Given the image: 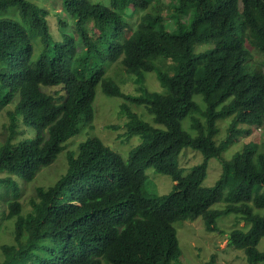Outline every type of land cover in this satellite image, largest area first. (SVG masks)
<instances>
[{"label": "trees", "instance_id": "obj_1", "mask_svg": "<svg viewBox=\"0 0 264 264\" xmlns=\"http://www.w3.org/2000/svg\"><path fill=\"white\" fill-rule=\"evenodd\" d=\"M157 3L0 0V112L17 99L0 143V232L13 223L1 264H185L175 223L202 217L213 232L229 214L246 229L233 227L228 245L264 264V141L224 156L264 126V70L251 53L264 56V0H172L174 29ZM113 66L122 82L121 73L133 78L135 92L122 90ZM149 72L161 89L146 85ZM99 85L123 99L120 135L141 138L127 160L87 130ZM190 116L194 135L182 126ZM230 117L222 136L218 121ZM25 126L33 136L20 139ZM185 148L203 155L187 173L178 162ZM63 155L59 178L31 187ZM211 158L222 172L207 187ZM149 168L173 179L170 192L145 190Z\"/></svg>", "mask_w": 264, "mask_h": 264}, {"label": "rangeland", "instance_id": "obj_2", "mask_svg": "<svg viewBox=\"0 0 264 264\" xmlns=\"http://www.w3.org/2000/svg\"><path fill=\"white\" fill-rule=\"evenodd\" d=\"M158 2V3H157ZM172 0H154V3L161 4L164 8V12L168 13V22L170 23V27L172 29L175 28V22L173 21L174 18L170 15L169 10V3ZM55 4V3H54ZM49 4L48 1H45L46 7L49 9L51 7H55V11H60L61 8L58 5ZM187 15L183 17L186 19ZM132 21H136L134 17ZM51 30L54 33V36L57 40H62V35L60 31L56 27H58V23L56 21V17L54 14H51ZM253 55V59L257 60L264 70V56L260 53L256 52L255 50H251ZM253 60V61H255ZM256 61V62H257ZM171 62V60H166L162 62L163 67H167ZM257 62V63H258ZM255 67L253 63H251L250 69L252 70ZM122 71V68L118 66H113L111 69V74L115 75L113 77L115 81L121 85L123 91L127 92H135L137 89V84L133 80V78L127 76L125 73H121L122 80L119 78V72ZM146 85L152 89H161L159 82L157 81V77L153 72H149L146 74ZM56 88L52 87L51 90ZM195 100L198 102L201 108H205V104L202 100L201 95H196ZM15 101V102H14ZM9 106H7L3 111L0 112V143L3 141V138L6 136L7 131V124L9 123L7 111L9 109H13L16 105L17 99H15ZM123 102V99L120 97L109 96L106 95L103 91L101 86L97 87V93L95 98V118L92 123V127L90 125L87 126V130L91 134L98 135L103 139V141L112 146L117 152L122 154V156L127 160L129 150L141 142V138L138 135H134L127 140H124V135H120L125 131L124 123L126 116L122 113L120 109V105ZM133 109L137 111L141 109L136 105H130ZM140 112V111H139ZM197 117H202L200 113L196 114ZM144 118L149 120L155 126L165 127L161 124H157L154 122L153 117L151 114L145 112ZM232 117L226 118L223 120L226 121H218V124L221 123V129L224 131L221 133L223 136L225 134V128L228 125L227 121H230ZM191 116L182 120V126L184 129L188 130L191 134H195V131L191 128L190 121ZM222 121V122H221ZM116 125L115 127H111L112 125ZM24 129V127H22ZM86 130V131H87ZM89 134V133H88ZM33 136V130L30 126H25V131L21 132L20 139L25 137L31 138ZM76 136V135H75ZM81 139L79 135L75 138ZM73 138V137H72ZM223 138V137H222ZM79 140H73V145H77ZM256 141L261 143L264 141V126L262 128H254L253 133L248 136L241 137L239 141L235 142L232 146H230L224 153L226 158H230L233 153L239 150L243 143L247 141ZM243 142V143H242ZM63 153H60L61 156ZM203 155L194 150L193 148H185L180 157L178 158V162L180 166L183 168L184 173H187L191 167L197 163L202 162ZM65 155H63L59 160H56L50 166L44 168L37 180L33 181L34 185H44L47 186L53 182H55L61 173L65 170ZM148 178L145 182V190L149 194H167L173 188L174 181L173 179L166 174L160 173L158 171H154L152 168L147 170ZM222 172V166L220 161L217 158H211L208 161V169H207V176L203 181V185L207 187H211L214 185L215 181L219 178ZM30 187V189H31ZM216 206V205H214ZM178 238L180 241V246L182 248L183 254L181 256V261L185 264H209L212 256L214 255V264H248L246 257L244 255L243 250L236 249L228 245V235L230 230L235 227H242L246 229V223L241 218H237L234 214H229L219 218L218 226L219 229L216 231H209L206 229L205 224L203 223L202 217H198L195 220H183L177 221L175 223ZM13 228V223H8V230L0 232V245L4 242H12V234L10 230ZM1 230V229H0ZM259 248L264 249V237L261 239L259 243ZM3 260V254L0 247V264Z\"/></svg>", "mask_w": 264, "mask_h": 264}]
</instances>
